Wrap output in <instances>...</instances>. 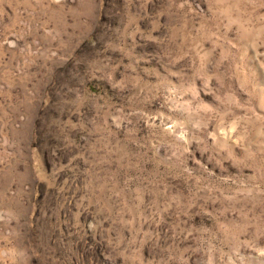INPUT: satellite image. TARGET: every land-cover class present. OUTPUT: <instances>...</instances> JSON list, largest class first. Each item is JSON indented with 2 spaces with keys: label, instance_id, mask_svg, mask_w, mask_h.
<instances>
[{
  "label": "rangeland",
  "instance_id": "rangeland-1",
  "mask_svg": "<svg viewBox=\"0 0 264 264\" xmlns=\"http://www.w3.org/2000/svg\"><path fill=\"white\" fill-rule=\"evenodd\" d=\"M0 264H264V0H0Z\"/></svg>",
  "mask_w": 264,
  "mask_h": 264
}]
</instances>
